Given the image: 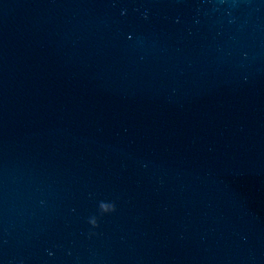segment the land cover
I'll use <instances>...</instances> for the list:
<instances>
[{"label": "water", "instance_id": "1", "mask_svg": "<svg viewBox=\"0 0 264 264\" xmlns=\"http://www.w3.org/2000/svg\"><path fill=\"white\" fill-rule=\"evenodd\" d=\"M0 264H264V0H0Z\"/></svg>", "mask_w": 264, "mask_h": 264}, {"label": "clouds", "instance_id": "2", "mask_svg": "<svg viewBox=\"0 0 264 264\" xmlns=\"http://www.w3.org/2000/svg\"><path fill=\"white\" fill-rule=\"evenodd\" d=\"M100 210L102 214H111V213H115L117 211V206L115 204V202H105L102 201L100 203ZM89 223L93 226V227H98L99 226V220L96 216H93L89 219Z\"/></svg>", "mask_w": 264, "mask_h": 264}]
</instances>
